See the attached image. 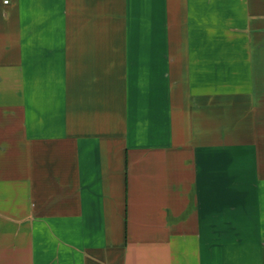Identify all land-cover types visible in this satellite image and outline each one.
Segmentation results:
<instances>
[{
	"label": "crops",
	"instance_id": "0c3cea01",
	"mask_svg": "<svg viewBox=\"0 0 264 264\" xmlns=\"http://www.w3.org/2000/svg\"><path fill=\"white\" fill-rule=\"evenodd\" d=\"M0 264H264V0H0Z\"/></svg>",
	"mask_w": 264,
	"mask_h": 264
},
{
	"label": "built area",
	"instance_id": "2783aa9c",
	"mask_svg": "<svg viewBox=\"0 0 264 264\" xmlns=\"http://www.w3.org/2000/svg\"><path fill=\"white\" fill-rule=\"evenodd\" d=\"M6 4H8V2H6Z\"/></svg>",
	"mask_w": 264,
	"mask_h": 264
}]
</instances>
